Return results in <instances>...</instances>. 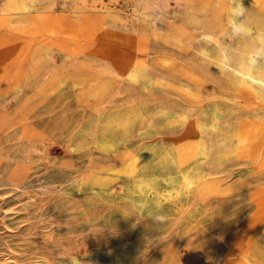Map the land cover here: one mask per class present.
<instances>
[{"label": "rangeland", "instance_id": "rangeland-1", "mask_svg": "<svg viewBox=\"0 0 264 264\" xmlns=\"http://www.w3.org/2000/svg\"><path fill=\"white\" fill-rule=\"evenodd\" d=\"M20 1L0 0V264H264V145L261 160L235 152L264 91L234 70L251 49L264 76V0H242L237 38L234 0ZM122 143L136 177L114 171Z\"/></svg>", "mask_w": 264, "mask_h": 264}, {"label": "bare ground", "instance_id": "bare-ground-1", "mask_svg": "<svg viewBox=\"0 0 264 264\" xmlns=\"http://www.w3.org/2000/svg\"><path fill=\"white\" fill-rule=\"evenodd\" d=\"M26 10L27 7L20 0H10L7 12L9 11L19 12ZM241 19L242 17L238 18V21L240 22ZM257 40L259 43L264 45V34L259 33L257 35ZM255 59H256L255 52L251 49L246 50V57L239 65L238 69H234V70L236 71V74H238V76L240 77L239 85L242 88L246 89L247 91H250L251 93L260 96L261 91H264V76L255 75L254 73ZM158 61L159 64H161L162 66L176 70L181 74H183L184 76H186L187 78H189L190 80L196 82L197 84L203 85L204 83L203 80L196 73H194L184 65L180 64L177 60L160 57ZM128 74L130 77L133 78L144 76L146 74L144 63L137 62L134 67L129 69ZM263 145H264V120L260 118H255L252 120L243 121L239 125V128L235 134V152L238 153V156L240 155L239 157L240 158L244 157V159L245 158L253 159L254 156L257 155L258 159L261 160L263 158ZM198 151L200 156L198 163L201 164L209 156V150L206 146V143L203 140L200 141L198 145ZM118 152H119L120 160L117 159L118 157L115 158L118 161H120L121 168H116L114 169V171L122 172V174L125 173L129 176L136 177V175L141 171V169L144 166V161L142 160V158L137 154L133 153L125 144L119 147ZM146 178L144 179L146 180ZM151 181H155V178ZM200 181H201V175L199 174V170L196 168V166L195 167L189 166L181 171L182 186L180 190L184 189L187 192H190L192 188L197 187ZM79 187L82 188L83 184H80ZM121 191H123V189Z\"/></svg>", "mask_w": 264, "mask_h": 264}, {"label": "clouds", "instance_id": "clouds-1", "mask_svg": "<svg viewBox=\"0 0 264 264\" xmlns=\"http://www.w3.org/2000/svg\"><path fill=\"white\" fill-rule=\"evenodd\" d=\"M247 12L244 8L242 0H234L233 6L229 10L226 17V31L232 38H237L246 35L249 32V26L247 24ZM246 17L242 22L238 21V18ZM258 54L264 56V49L258 50ZM157 220L163 221V217L156 216Z\"/></svg>", "mask_w": 264, "mask_h": 264}]
</instances>
